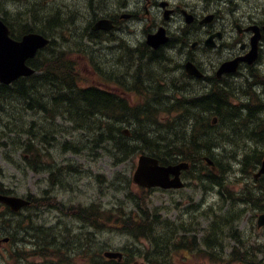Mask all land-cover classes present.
I'll return each mask as SVG.
<instances>
[{
  "label": "rangeland",
  "instance_id": "rangeland-1",
  "mask_svg": "<svg viewBox=\"0 0 264 264\" xmlns=\"http://www.w3.org/2000/svg\"><path fill=\"white\" fill-rule=\"evenodd\" d=\"M81 0H16L7 1L0 0V10H5L8 22L12 25L16 32L18 25L26 24L29 26H36L37 28L41 23L39 20L43 17L53 16L57 12V18L60 21L63 31L55 32L58 37V42L64 44L63 48L66 49V57L71 61L77 63L80 66L81 77L86 81L90 79V74L94 70V66L88 64L89 57L93 58L98 66L102 69L111 70L113 64L123 59L122 53H119L116 48H112L111 44H93L92 42L82 41V38H78L76 30H83L88 20L96 13L95 10L87 12L83 10L80 17L76 19L78 23L75 25L72 23L66 26V13L60 11L70 9L74 11L76 5ZM75 12V11H74ZM21 13L20 19L16 20L18 14ZM1 15V14H0ZM36 24H35V23ZM74 22V21H73ZM77 29H76V28ZM141 29H136L133 36L134 46H138L140 42H143V35L140 33ZM189 48V46H188ZM165 49V48H164ZM72 53L73 55H69ZM87 53V54H85ZM170 61H164V65L167 67L171 62V66H174L176 61L179 62V56H177L172 49H165L162 51ZM163 60H166L164 57ZM162 60V61H163ZM162 63V66L164 67ZM152 68V67H151ZM153 69V68H152ZM154 71V70H152ZM125 70L119 71V74H123ZM176 72L173 71L172 74ZM235 85L238 87L239 83L235 80ZM233 87H235L232 84ZM20 104V101H16L8 107V110L15 109V106ZM14 106V108H13ZM18 111V110H17ZM8 113H0V127L7 126L8 120L6 119ZM38 116L35 114H29L27 120H20L24 125L27 121L37 120ZM239 120V119H238ZM238 124V121H237ZM239 131L241 129L240 124ZM125 127L132 128L131 124H126ZM245 131L242 132V134ZM1 133V132H0ZM88 137L80 132H72L70 126L66 123V135H59L57 141L51 142V147L48 148L49 163L54 164L53 167H67L71 166L76 172H66V176H57L54 173V180L58 181L55 186H50L48 183L47 173H34L27 169H23L24 161L22 155L23 150H18L13 153L9 148L0 146V184L6 189L11 190L17 196L31 195L34 197L44 196L43 192L47 190L51 198H55L58 202H62L68 208H90L92 209L90 218L93 220L94 211L93 208H98V213L102 209H122L124 212L131 210L130 199L136 197L143 198L144 205L147 206V210L153 212H159L162 219L169 222L178 223V221H185L190 227L195 228L196 231L189 233V235H195L200 242V237L206 233L204 232L208 223L211 221V216L207 215V209H212L213 212H218L220 207L223 210L227 208L225 199L218 192L222 194L225 192L219 188L210 189L205 191L202 187L196 186L195 180L184 179L187 184L186 188L177 192H164L161 190H153L144 194L138 190V187L132 184L131 177L136 166V160L139 155L128 157L126 161L116 165L114 160L107 156L103 150L96 148L95 145L88 141ZM238 139L239 146L235 143L228 141L224 146H220L218 150L227 149L230 154H238L245 149L256 147L255 143L251 140H245L239 133L235 138ZM241 139V140H240ZM66 141V152L62 153L60 145ZM0 142H3L1 139ZM70 145L77 146L80 149L79 153H73L69 150ZM253 148V149H254ZM217 152V150H216ZM225 156H219L222 159ZM233 159H223V162H231ZM230 166L231 169L225 172V178H228L227 189L230 195H234L236 191L241 187L244 181L252 182V175L256 169L250 174L251 176L242 175L240 173V164L237 161H233ZM72 171V169H69ZM106 178V183H102L101 178ZM251 185V184H249ZM264 187V180L261 183ZM226 195V194H225ZM227 196V195H226ZM229 196V195H228ZM235 196V195H234ZM198 205V212H196L195 206ZM236 209L246 212L241 218V221L237 224L242 238L245 239L247 244H253L254 238L259 240L258 244L264 245V231H256L255 219L258 216L257 209L246 205H235ZM254 209V210H253ZM69 211V210H68ZM67 211V212H68ZM89 212V211H88ZM204 213L206 218L199 217L200 213ZM72 214V213H71ZM196 215V217H192ZM24 219L31 217L27 220H20L19 217H15L13 221H1L0 226L13 229L15 233L20 224L23 228L28 229L29 232L17 231L16 235L23 237V239H29L30 235H34L32 227L44 226L55 228L54 234L61 232L63 227H66V264H86L85 258L82 257L84 252L89 254L92 258L96 252L99 255L101 249L120 251L126 249L129 252L125 253L129 256L128 264H145V257H147L148 251H152L144 238L133 239L129 235H124L116 224L98 219L96 227L91 226L87 222L83 223L78 221L77 218L70 216V214L62 215L55 209L41 206L40 208H32L22 213ZM221 217L227 218V215H217L216 221L218 225L222 220ZM214 220V219H213ZM96 221V220H95ZM105 221V222H104ZM16 225V226H15ZM28 226H30L28 228ZM16 228V229H15ZM56 229H60L57 231ZM220 233V235H225ZM261 234V235H260ZM225 245H228L225 253L230 252L229 246H236L233 240L225 239L223 241ZM165 255H167L165 257ZM198 264H217V256L212 254L210 258L208 255L197 253ZM165 263L160 264H185L181 261L182 255L179 251L171 252L169 249L164 254ZM258 258H261L260 256ZM36 264H44L41 259L33 261ZM62 264L58 260L52 262L50 259L46 264ZM101 264V263H100ZM104 264V262H102ZM224 264V262L222 263ZM227 264V263H225Z\"/></svg>",
  "mask_w": 264,
  "mask_h": 264
},
{
  "label": "trees",
  "instance_id": "trees-1",
  "mask_svg": "<svg viewBox=\"0 0 264 264\" xmlns=\"http://www.w3.org/2000/svg\"><path fill=\"white\" fill-rule=\"evenodd\" d=\"M42 27L46 28L47 25L44 24ZM35 31L38 32L36 26L25 24L20 32ZM20 35L15 34L11 29L13 38ZM45 53L46 55H41L42 57L40 56L36 62L31 63L32 67L41 72L39 75L20 79L12 86L0 85V113H8L6 116L9 121L8 133L25 137L24 148L29 155L32 154L30 160L24 157V161L28 163V169L40 172L49 167V164L42 163V157L46 156L42 147H46L56 135L66 133V127L62 123L68 120L76 129L84 132L89 138L88 141H91L96 148L103 149L116 164L125 161L137 151H146L158 158L162 164L187 161L191 169L197 167L199 172H206L204 177L195 178L200 183L205 182L226 190L228 181L224 175L231 164H222L217 160L218 173L216 174L209 171L202 162L203 155H211L213 147L229 139L224 131L213 133L210 117L216 116L219 122L225 125L229 120L233 122L239 118L238 108L228 101L226 89L218 87L213 92L201 96L180 95L171 102H164L162 103L165 106L163 111L170 117L160 119L154 112L162 111H158L153 103L148 102L144 107L129 108L121 101L118 102L111 93L96 88H78L74 82L75 75L66 66L65 51L49 47ZM16 101H20V104L16 105L15 109L8 110V107ZM30 112L43 115L36 121H27L26 125L22 124L20 120H27ZM149 112L151 115L148 114ZM126 124L133 126L129 137L122 134L123 126ZM1 132L6 133V129L1 128ZM71 149L78 151L75 147ZM60 150L66 151V145H60ZM262 158V155H246L242 160L239 156L233 159L239 162L243 173H248ZM62 170L58 168L56 172L60 174ZM228 195L243 199L246 195L254 198L255 194L252 191H246L243 194L237 192L234 195ZM86 210L88 211V209L78 211L76 215L89 221V213ZM221 218L220 225L212 222L207 228L208 232L202 236V243L205 246L213 244L217 233L223 229V225L227 224V218ZM96 219L99 218L93 217V221ZM156 219L157 216L151 215L142 218L141 222L150 221L151 223ZM104 220L116 223L122 230L135 231L136 225L130 217L121 216ZM142 228L154 230L150 225ZM144 236L153 241L155 239L150 233ZM160 242V240L154 241L158 256L161 249ZM177 250L179 247L175 244L173 251ZM200 253L209 254L206 251ZM150 256L151 260H160L154 252Z\"/></svg>",
  "mask_w": 264,
  "mask_h": 264
},
{
  "label": "flooded vegetation",
  "instance_id": "flooded-vegetation-1",
  "mask_svg": "<svg viewBox=\"0 0 264 264\" xmlns=\"http://www.w3.org/2000/svg\"><path fill=\"white\" fill-rule=\"evenodd\" d=\"M83 10L96 12L86 29L99 19L111 21L112 30L97 31V36L102 40L110 38L113 47L124 56L133 48L136 29L148 35L162 28L168 36L165 47L179 56L183 67L185 62H192L203 74L198 80L206 88L216 79L237 77L242 102H249L244 105V113L257 122L246 125L249 133L245 131L243 135L255 143L256 147L250 149L264 153V0H81L74 11L80 14ZM234 60H238L237 71L217 78L219 67ZM128 84L124 79L122 85L127 92ZM0 209L6 208L0 205ZM8 231L13 232L7 227L0 228L1 240L4 239L0 242V264H36L33 262L37 261L36 256L31 260L22 258L21 251L26 246L13 244L14 236L7 234ZM229 247V253H225L228 245L210 248L224 252L223 257L230 259L235 248ZM236 247L240 252L262 251V246L257 244ZM245 262L240 255L233 258V263Z\"/></svg>",
  "mask_w": 264,
  "mask_h": 264
},
{
  "label": "water",
  "instance_id": "water-1",
  "mask_svg": "<svg viewBox=\"0 0 264 264\" xmlns=\"http://www.w3.org/2000/svg\"><path fill=\"white\" fill-rule=\"evenodd\" d=\"M99 23L103 24V22ZM101 24H97L95 29L102 27L105 28ZM152 40L150 38L148 43L156 47L157 44H154ZM47 42L48 41L44 37L34 33L24 35L20 41H14L9 38L8 29L0 20V83L8 85L19 77L33 74V70L27 67L25 62L28 59L33 58L36 51L43 48ZM160 42L161 41H158L157 43ZM162 42H164V40ZM233 64L234 63L225 64L219 70V73L233 71L235 69ZM186 70L189 74H197L196 69L190 63L187 64ZM205 160L208 165L213 164L210 159L206 158ZM187 168L188 165L185 163L161 166L159 165L158 160L146 155H141L137 161V168L133 175V182L143 188H180L182 187L179 179L180 172ZM262 173L264 174V161L261 164V169L258 175ZM171 176L173 178H170ZM0 202L7 205L15 212L28 205V201L21 198L4 195H0ZM263 224L264 215H261L258 218V227ZM104 256L107 258L119 259L121 257L119 253L112 252H107Z\"/></svg>",
  "mask_w": 264,
  "mask_h": 264
}]
</instances>
